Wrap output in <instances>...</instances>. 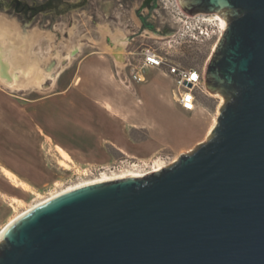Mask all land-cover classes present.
Returning a JSON list of instances; mask_svg holds the SVG:
<instances>
[{
	"label": "water",
	"instance_id": "obj_1",
	"mask_svg": "<svg viewBox=\"0 0 264 264\" xmlns=\"http://www.w3.org/2000/svg\"><path fill=\"white\" fill-rule=\"evenodd\" d=\"M180 5L228 20L205 75L226 100L209 139L160 172L19 216L0 264H264V0Z\"/></svg>",
	"mask_w": 264,
	"mask_h": 264
},
{
	"label": "rangeland",
	"instance_id": "obj_2",
	"mask_svg": "<svg viewBox=\"0 0 264 264\" xmlns=\"http://www.w3.org/2000/svg\"><path fill=\"white\" fill-rule=\"evenodd\" d=\"M26 1L41 3L44 0ZM68 1L72 5L80 2ZM144 2L87 0L85 6L72 8L51 25L52 18L49 17L40 16L38 22L31 25L13 11L0 10V49L6 53L16 76L30 74L25 83L27 87L22 89L12 90L0 82L1 92L11 99L32 100L47 96L55 88L49 79H56L66 71L64 81L70 82L74 78L77 59L85 54L96 51L115 57V50H112L115 44L112 42L109 46L105 42L110 35L104 30L107 28L112 35L123 33L126 38L123 41L127 43L123 54L126 59L125 63L116 59L115 74L121 87L120 96L123 94L122 101L130 102L129 111L145 110L146 123L138 125L141 129L132 131L130 143L132 148L147 155L144 158L121 153L105 141L103 152L97 154L79 149L64 150L43 130L42 112L55 106L46 108L35 102L25 106L27 102L22 100L23 106H16L12 100L0 95L3 113L0 117V234L19 216L69 187L95 181L104 172L114 175L107 169L126 166L129 162H154L159 158L165 159L168 163L165 165L170 167L182 155L192 153L209 139L208 132L226 102L222 95L225 102L220 106V99L211 96L217 93L210 92L205 86L204 93L198 92L197 111L185 112L175 102L176 85L170 77L158 70L139 69L142 77L135 79L130 64L137 67L142 49L153 46L163 53L168 52L186 67L206 70L217 46L214 42L201 45L177 40V26L165 3L157 0L151 7ZM142 18L160 32L146 29ZM127 34H133L136 39L130 45ZM137 101L142 104L134 109L133 104ZM124 107L129 106L125 104ZM79 108L76 104L74 110ZM105 110L111 118L118 116L117 108L110 106ZM10 112L15 114L13 118L9 116Z\"/></svg>",
	"mask_w": 264,
	"mask_h": 264
},
{
	"label": "crops",
	"instance_id": "obj_3",
	"mask_svg": "<svg viewBox=\"0 0 264 264\" xmlns=\"http://www.w3.org/2000/svg\"><path fill=\"white\" fill-rule=\"evenodd\" d=\"M142 19L146 29L154 33L160 32L147 23L145 18ZM127 39L129 45L136 40L133 34H127ZM98 42L101 44L102 41L98 40ZM105 42L111 46L110 36L106 37ZM125 59L123 60L124 63ZM77 61L74 78L66 83L64 81L66 71L61 72L56 79L50 78V84L55 88L43 98L32 100L11 99L9 96L5 97V94L1 92L3 91L1 85L0 95L7 100H12L16 106H23L22 103L24 102H21V100L27 102L25 106L30 105V102H35L37 105L41 103L46 108L55 106L56 108H49L42 112L43 130L45 135H48L64 150L76 151L79 149L87 153L97 154L103 152L105 141L121 153L147 157L146 154L132 148L130 143L132 131L141 129L142 127L138 125L146 123V113L143 109H138L135 113H132L129 111L130 102L122 101L123 94L120 96L121 87L115 74V62L117 61L114 55L108 56L95 51L83 55ZM152 70H158L174 81V78L163 70ZM175 102L183 110L176 99ZM76 104H79V110H74ZM125 104L129 107L125 108ZM140 104H142V101ZM140 104L138 101L135 102L133 104L134 109ZM110 106L119 109L118 116L113 118H111L112 115L108 116L105 109L110 108ZM2 114V108L0 107V117ZM9 116L13 118L15 114L10 112ZM36 118L39 119L40 117L36 116ZM133 142L137 144L136 141Z\"/></svg>",
	"mask_w": 264,
	"mask_h": 264
},
{
	"label": "built area",
	"instance_id": "obj_4",
	"mask_svg": "<svg viewBox=\"0 0 264 264\" xmlns=\"http://www.w3.org/2000/svg\"><path fill=\"white\" fill-rule=\"evenodd\" d=\"M170 10L172 22L177 26L175 38L185 43L207 44L214 42L218 45L228 28V20L221 13L196 14L186 13L178 0H162ZM168 4L169 7H168ZM173 40L170 41V43ZM132 66L131 75L141 79L140 70L159 69L174 78L176 89L175 99L180 107L187 112H195L199 106L198 92L204 93L206 70L186 67L169 53H163L153 46H145L141 51V58L137 67ZM140 77V78H139ZM159 163L168 165L165 159L159 158L154 162H129L126 166L107 169L112 173H122L133 170L139 173H151ZM113 170V171H111Z\"/></svg>",
	"mask_w": 264,
	"mask_h": 264
},
{
	"label": "bare ground",
	"instance_id": "obj_5",
	"mask_svg": "<svg viewBox=\"0 0 264 264\" xmlns=\"http://www.w3.org/2000/svg\"><path fill=\"white\" fill-rule=\"evenodd\" d=\"M179 1L181 2V0H179ZM104 31H105L106 34H109L112 37V38L110 37L111 41L113 42V44H115V49H112V50L113 51L115 50V53H116L115 57H116L117 61L119 63H121L122 60H124L123 59L124 58L123 54H124L125 48L127 46V43L123 41V39H125V38H123L125 35L123 33H121V32L112 35V34H110V32H109V30L107 28ZM11 67H12L11 63H10L9 59L7 58L6 53L3 51V49H0V82L2 84H4L6 87H8V88H10L12 90L13 89L14 90H18L20 88L22 89L24 87H27L25 83H26L27 80H29L30 74H28V75H26L24 77L16 76L11 71ZM209 94H211V93L209 92ZM211 96L212 97H217V98L220 99V106L224 104L225 101H224V98L221 95H219V94H217V95L211 94ZM216 125H217V121L215 120L214 124L212 125V127L210 128V130L208 132V136H210L211 132L214 130ZM166 168H168V167L165 164L161 163V164L158 165V167L152 173L160 172L161 170L166 169ZM112 174H114V175H108L107 173L104 172V173H102L101 178H99V179H97L95 181H90L88 183L83 182L85 184H81V185H77V186H73V187L71 186V188L69 187V189H67L66 191H64V192H62L60 194H57L55 196H52L51 198L46 199L45 201L41 202L40 204L48 202V201H50V200H52V199H54V198H56V197H58V196H60L62 194H66L68 192H71V191H74V190H77V189H80V188H84V187H87V186L100 184V183H105V182H110V181L119 180V179H126V178H144V177L148 176L151 173H139V172H136V171H128V172H124V173L119 174V175H115L116 173H112ZM40 204H38V205H40ZM38 205H36V206H38ZM36 206L31 208L30 210L34 209ZM30 210H28L27 212H29ZM10 225H8V226H10ZM2 235H3V233L0 234V238H2Z\"/></svg>",
	"mask_w": 264,
	"mask_h": 264
},
{
	"label": "flooded vegetation",
	"instance_id": "obj_6",
	"mask_svg": "<svg viewBox=\"0 0 264 264\" xmlns=\"http://www.w3.org/2000/svg\"><path fill=\"white\" fill-rule=\"evenodd\" d=\"M87 0H80L72 5L68 0H44L43 2H28L26 0H0V10L13 11L20 16L26 24H36L40 16L52 18V23L57 17L65 16L72 8H81ZM5 7V9H4ZM49 25V26H50Z\"/></svg>",
	"mask_w": 264,
	"mask_h": 264
},
{
	"label": "trees",
	"instance_id": "obj_7",
	"mask_svg": "<svg viewBox=\"0 0 264 264\" xmlns=\"http://www.w3.org/2000/svg\"><path fill=\"white\" fill-rule=\"evenodd\" d=\"M157 2V0H145V5L146 6H153L155 3Z\"/></svg>",
	"mask_w": 264,
	"mask_h": 264
}]
</instances>
